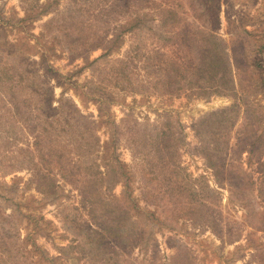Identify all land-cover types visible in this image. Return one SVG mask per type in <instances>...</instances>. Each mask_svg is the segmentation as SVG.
<instances>
[{
  "label": "rangeland",
  "instance_id": "rangeland-1",
  "mask_svg": "<svg viewBox=\"0 0 264 264\" xmlns=\"http://www.w3.org/2000/svg\"><path fill=\"white\" fill-rule=\"evenodd\" d=\"M0 264H264V0H0Z\"/></svg>",
  "mask_w": 264,
  "mask_h": 264
}]
</instances>
